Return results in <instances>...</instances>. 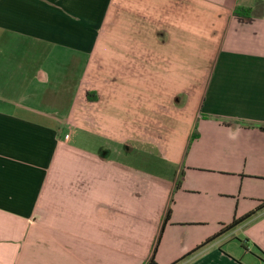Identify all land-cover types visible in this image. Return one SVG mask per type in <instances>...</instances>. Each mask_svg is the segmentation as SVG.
Returning <instances> with one entry per match:
<instances>
[{
	"label": "crops",
	"instance_id": "crops-1",
	"mask_svg": "<svg viewBox=\"0 0 264 264\" xmlns=\"http://www.w3.org/2000/svg\"><path fill=\"white\" fill-rule=\"evenodd\" d=\"M262 128L264 0H0V264H264Z\"/></svg>",
	"mask_w": 264,
	"mask_h": 264
},
{
	"label": "trees",
	"instance_id": "trees-1",
	"mask_svg": "<svg viewBox=\"0 0 264 264\" xmlns=\"http://www.w3.org/2000/svg\"><path fill=\"white\" fill-rule=\"evenodd\" d=\"M245 13H247V14H245ZM234 15L236 16V17H247V15H248V12L247 11H244V10H242V9H236L235 11H234ZM263 130H264V128H262ZM194 136V135H193ZM169 213H170V211H168L167 212V215H166V218H165V222L168 220V218H169ZM253 213H251V214H249V215H247V216H245V217H243V218H241V219H238V220H235V221H233V223H231L229 226H228V229H231V228H234V227H236L238 224H240L241 222H243L245 219H247V218H249L251 215H252ZM159 240H160V236H159V238H158V241H157V243H156V245H155V247H154V249H153V252H152V255H151V257H150V260L147 262V264H157L156 263V261H155V253H156V250H157V246H158V242H159ZM212 239H209L207 242H209V241H211Z\"/></svg>",
	"mask_w": 264,
	"mask_h": 264
}]
</instances>
